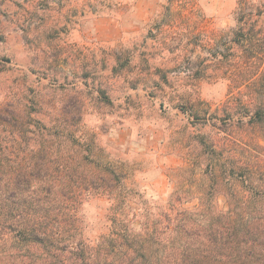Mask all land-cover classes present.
<instances>
[{"label": "rangeland", "instance_id": "obj_1", "mask_svg": "<svg viewBox=\"0 0 264 264\" xmlns=\"http://www.w3.org/2000/svg\"><path fill=\"white\" fill-rule=\"evenodd\" d=\"M171 2L0 0V113L15 110L32 132L26 152L52 139L54 158L80 155L85 171L122 175L116 196L83 195L78 217L92 246L110 232L118 204L137 231L156 224L163 232L168 220L197 212L206 199L197 190L210 185L203 138L264 172V123L246 115L256 108L252 93L264 92V57L250 61V76L240 74L238 0ZM20 135L0 125L4 145ZM219 189L212 202L223 210L232 190ZM13 245L0 250V264L31 263Z\"/></svg>", "mask_w": 264, "mask_h": 264}, {"label": "trees", "instance_id": "obj_2", "mask_svg": "<svg viewBox=\"0 0 264 264\" xmlns=\"http://www.w3.org/2000/svg\"><path fill=\"white\" fill-rule=\"evenodd\" d=\"M171 1L172 7L182 2ZM187 4L179 5L180 12ZM235 15L240 32L232 42L243 49L240 74L250 76L254 68L250 61L264 57V32L256 31L264 18V0H238ZM185 37L190 39V34ZM219 37L213 33L211 40L220 42ZM242 75H234V81L239 83ZM252 95L249 104L256 103V108H249L246 115L250 124H262L264 92ZM0 125L17 129L22 139L14 138L11 145L0 139V250L13 242L19 258L30 259L29 264H264V172L226 159L215 142L199 141L206 157L203 176L210 185L197 190L206 196L197 212L184 213L178 224L168 220L163 232L156 224L137 231L135 219L124 215L118 204L112 210L110 232L92 246L84 239L78 217L83 195L93 190L116 196L122 175L110 167L85 171L80 155L72 161L54 158L52 139L44 138L39 148L26 152L32 132L25 130L15 110H3ZM221 184L232 190L233 197L223 210L212 202L221 193ZM121 197L117 196L118 203Z\"/></svg>", "mask_w": 264, "mask_h": 264}]
</instances>
